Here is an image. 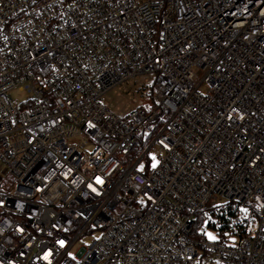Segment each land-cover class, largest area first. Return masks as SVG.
I'll list each match as a JSON object with an SVG mask.
<instances>
[{
    "label": "built area",
    "instance_id": "2783aa9c",
    "mask_svg": "<svg viewBox=\"0 0 264 264\" xmlns=\"http://www.w3.org/2000/svg\"><path fill=\"white\" fill-rule=\"evenodd\" d=\"M1 163L0 264H264V0H0Z\"/></svg>",
    "mask_w": 264,
    "mask_h": 264
},
{
    "label": "rangeland",
    "instance_id": "374dc122",
    "mask_svg": "<svg viewBox=\"0 0 264 264\" xmlns=\"http://www.w3.org/2000/svg\"><path fill=\"white\" fill-rule=\"evenodd\" d=\"M155 76L153 74H140L129 81H126L119 86L113 88L107 95V102L111 108L119 114H124L134 106L141 105L152 95V86ZM14 97L24 99L27 97L26 93L17 92L13 93ZM154 151V149H153ZM151 152V154L153 153ZM148 157L143 160V163L148 161ZM155 159L151 161L154 164ZM6 167L4 164H0V175H2V182L0 183V189L12 190L14 185L12 183L13 177L5 174ZM252 228H257V223L252 225ZM202 231L209 238V234L216 238L215 231L209 228L207 221L202 226Z\"/></svg>",
    "mask_w": 264,
    "mask_h": 264
},
{
    "label": "trees",
    "instance_id": "16d2710c",
    "mask_svg": "<svg viewBox=\"0 0 264 264\" xmlns=\"http://www.w3.org/2000/svg\"><path fill=\"white\" fill-rule=\"evenodd\" d=\"M150 163V160H148ZM209 216L210 219H209ZM237 216V211L233 210L231 208L227 209V206L224 208L221 205H216V206H208L206 209L203 211L199 212L197 216V221H196V226L194 229V236L200 237L198 228L209 219L207 222L208 225H214L220 229V231H226L227 228L233 229L234 227H239L241 228L238 231L241 232H246V223H240V222H235L233 221V217ZM251 216V214H249ZM222 233V232H220ZM242 235V233H240ZM225 239V236L221 237V240Z\"/></svg>",
    "mask_w": 264,
    "mask_h": 264
},
{
    "label": "snow or ice",
    "instance_id": "6c2138e0",
    "mask_svg": "<svg viewBox=\"0 0 264 264\" xmlns=\"http://www.w3.org/2000/svg\"><path fill=\"white\" fill-rule=\"evenodd\" d=\"M153 167H155V164H153ZM98 182H100V181H98ZM209 239H215V237H213V236H211V235L209 234ZM60 243H61V245H63V241H61ZM47 255H48V254H46L45 259H47Z\"/></svg>",
    "mask_w": 264,
    "mask_h": 264
}]
</instances>
